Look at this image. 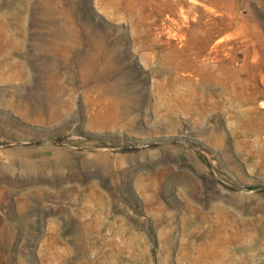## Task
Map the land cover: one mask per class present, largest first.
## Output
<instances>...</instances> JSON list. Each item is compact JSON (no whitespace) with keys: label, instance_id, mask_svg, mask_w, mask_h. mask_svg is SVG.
<instances>
[{"label":"rangeland","instance_id":"374dc122","mask_svg":"<svg viewBox=\"0 0 264 264\" xmlns=\"http://www.w3.org/2000/svg\"><path fill=\"white\" fill-rule=\"evenodd\" d=\"M0 264H264V0H0Z\"/></svg>","mask_w":264,"mask_h":264},{"label":"bare ground","instance_id":"6f19581e","mask_svg":"<svg viewBox=\"0 0 264 264\" xmlns=\"http://www.w3.org/2000/svg\"><path fill=\"white\" fill-rule=\"evenodd\" d=\"M193 2V1H192Z\"/></svg>","mask_w":264,"mask_h":264}]
</instances>
